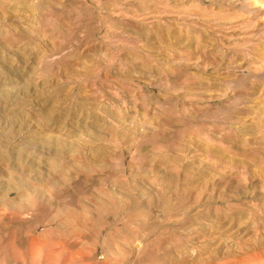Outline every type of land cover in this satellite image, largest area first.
Masks as SVG:
<instances>
[{
  "label": "rangeland",
  "instance_id": "374dc122",
  "mask_svg": "<svg viewBox=\"0 0 264 264\" xmlns=\"http://www.w3.org/2000/svg\"><path fill=\"white\" fill-rule=\"evenodd\" d=\"M0 264H264V0H0Z\"/></svg>",
  "mask_w": 264,
  "mask_h": 264
},
{
  "label": "bare ground",
  "instance_id": "6f19581e",
  "mask_svg": "<svg viewBox=\"0 0 264 264\" xmlns=\"http://www.w3.org/2000/svg\"><path fill=\"white\" fill-rule=\"evenodd\" d=\"M22 184V183H21ZM53 185V184H52ZM6 248V247H5Z\"/></svg>",
  "mask_w": 264,
  "mask_h": 264
}]
</instances>
